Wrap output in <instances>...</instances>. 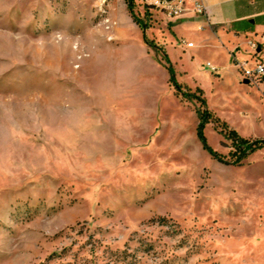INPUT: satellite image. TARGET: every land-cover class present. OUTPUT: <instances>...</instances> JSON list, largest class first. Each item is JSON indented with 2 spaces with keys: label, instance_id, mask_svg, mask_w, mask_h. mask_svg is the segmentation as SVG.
<instances>
[{
  "label": "rangeland",
  "instance_id": "rangeland-1",
  "mask_svg": "<svg viewBox=\"0 0 264 264\" xmlns=\"http://www.w3.org/2000/svg\"><path fill=\"white\" fill-rule=\"evenodd\" d=\"M133 1L0 0V264H264V81Z\"/></svg>",
  "mask_w": 264,
  "mask_h": 264
},
{
  "label": "crops",
  "instance_id": "crops-1",
  "mask_svg": "<svg viewBox=\"0 0 264 264\" xmlns=\"http://www.w3.org/2000/svg\"><path fill=\"white\" fill-rule=\"evenodd\" d=\"M182 1L181 13L164 14L162 21L167 31L165 50L180 72L200 69L197 59L203 56L219 59L216 64L223 67L229 66L230 58L248 60L250 65L249 41L263 42L264 0H202L206 8L203 13L195 11L190 0ZM181 39L192 45H180ZM263 45L256 57L263 53Z\"/></svg>",
  "mask_w": 264,
  "mask_h": 264
},
{
  "label": "built area",
  "instance_id": "built-area-1",
  "mask_svg": "<svg viewBox=\"0 0 264 264\" xmlns=\"http://www.w3.org/2000/svg\"><path fill=\"white\" fill-rule=\"evenodd\" d=\"M193 3L195 11L198 13H203L206 8L202 2V0H190ZM156 5H162L163 9L167 10V13L170 16H177L182 11V5L184 1L180 0L179 3H176L175 0H154L152 1ZM262 40L264 42V36H262ZM263 42L249 41V48L252 51V54L256 57L259 54V51L262 49ZM180 45L191 46L192 43L187 42L185 39H181L178 42ZM238 66L241 68L243 74V79L248 82H256V79H260V81H264V59L262 57H256L254 61V65L250 66L248 64V60L240 61ZM207 69H211L216 72L217 67L212 65L211 63L206 64Z\"/></svg>",
  "mask_w": 264,
  "mask_h": 264
},
{
  "label": "trees",
  "instance_id": "trees-1",
  "mask_svg": "<svg viewBox=\"0 0 264 264\" xmlns=\"http://www.w3.org/2000/svg\"><path fill=\"white\" fill-rule=\"evenodd\" d=\"M128 3V7L129 10L131 11V13L134 15V1L133 0H126ZM138 23H140L138 21ZM171 79H173V76H171ZM202 123H200L199 126V134L201 135L202 133ZM227 137L231 140L234 141V143L237 146V152L241 153V154H246L249 151H254L256 146H253L251 141L241 137L240 135L237 134L236 131H230L229 133H227ZM258 147V146H257Z\"/></svg>",
  "mask_w": 264,
  "mask_h": 264
}]
</instances>
